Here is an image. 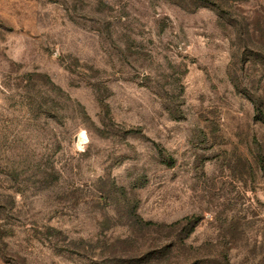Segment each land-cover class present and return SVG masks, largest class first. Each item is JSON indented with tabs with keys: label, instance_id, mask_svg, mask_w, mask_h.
Returning a JSON list of instances; mask_svg holds the SVG:
<instances>
[{
	"label": "rangeland",
	"instance_id": "1",
	"mask_svg": "<svg viewBox=\"0 0 264 264\" xmlns=\"http://www.w3.org/2000/svg\"><path fill=\"white\" fill-rule=\"evenodd\" d=\"M255 105L264 0H0V264H264Z\"/></svg>",
	"mask_w": 264,
	"mask_h": 264
},
{
	"label": "trees",
	"instance_id": "2",
	"mask_svg": "<svg viewBox=\"0 0 264 264\" xmlns=\"http://www.w3.org/2000/svg\"><path fill=\"white\" fill-rule=\"evenodd\" d=\"M254 110H255V114L257 115L258 119H261V120L263 119L264 120V110L262 109V107L259 106V105H255ZM193 220H194V218H185V219H183L181 221H177V222L169 225L168 228L173 229V228H176L179 225H182L184 222L190 223ZM144 225L148 226V227H157V225H155L153 223H150V222L144 223Z\"/></svg>",
	"mask_w": 264,
	"mask_h": 264
},
{
	"label": "clouds",
	"instance_id": "3",
	"mask_svg": "<svg viewBox=\"0 0 264 264\" xmlns=\"http://www.w3.org/2000/svg\"><path fill=\"white\" fill-rule=\"evenodd\" d=\"M81 135L83 136V133ZM81 150H83V149L81 148Z\"/></svg>",
	"mask_w": 264,
	"mask_h": 264
}]
</instances>
